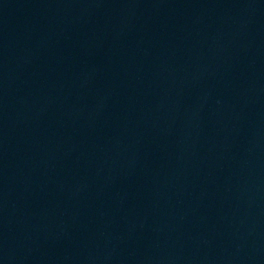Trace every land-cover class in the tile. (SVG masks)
<instances>
[{
  "label": "water",
  "instance_id": "1",
  "mask_svg": "<svg viewBox=\"0 0 264 264\" xmlns=\"http://www.w3.org/2000/svg\"><path fill=\"white\" fill-rule=\"evenodd\" d=\"M0 264H264V0H0Z\"/></svg>",
  "mask_w": 264,
  "mask_h": 264
}]
</instances>
